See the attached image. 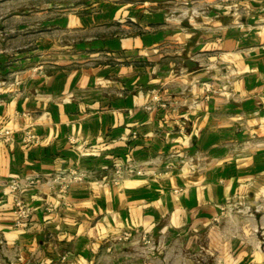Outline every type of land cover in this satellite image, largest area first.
Masks as SVG:
<instances>
[{
  "label": "crops",
  "instance_id": "crops-1",
  "mask_svg": "<svg viewBox=\"0 0 264 264\" xmlns=\"http://www.w3.org/2000/svg\"><path fill=\"white\" fill-rule=\"evenodd\" d=\"M34 17L0 66V264H98L125 232L163 257L175 243L200 264H264V0ZM127 164L142 175L109 184ZM72 170L84 180L59 190Z\"/></svg>",
  "mask_w": 264,
  "mask_h": 264
},
{
  "label": "rangeland",
  "instance_id": "rangeland-1",
  "mask_svg": "<svg viewBox=\"0 0 264 264\" xmlns=\"http://www.w3.org/2000/svg\"><path fill=\"white\" fill-rule=\"evenodd\" d=\"M104 1L108 0H0V66H6V63H11L9 59L14 53L16 46L28 43L26 38L16 39L15 35L19 26L31 25L35 18L34 15L37 12V8L40 5L49 2L54 6L56 13L59 14L70 9L79 10ZM115 1L143 3L149 11L163 10L167 12L168 15H175L179 13L181 8H188L191 6V3L196 0ZM20 11H25L26 13L21 14L19 13ZM27 32L29 33L28 35H30L32 30H28ZM30 38L31 37H29V39ZM114 241L116 243L125 244V246L121 247L119 250H115L114 253L110 248L105 253L104 258L100 259L98 264H183V260L187 262L189 260V264H200L198 261L199 254L190 251L188 248L184 249L182 244L180 250L176 249L177 246L175 243L168 246L165 250L167 256L163 257V253L159 252L160 249L156 239L148 235L144 236L143 234H139V237H134L133 234L125 232L118 238H115ZM131 241H135L136 243L131 246L127 245ZM179 241L182 242L181 240ZM112 256L114 257V263L112 262ZM116 256H119V259H117ZM147 256L150 258L149 260L146 258ZM162 258L164 259L161 260ZM195 261H197V263Z\"/></svg>",
  "mask_w": 264,
  "mask_h": 264
},
{
  "label": "built area",
  "instance_id": "built-area-1",
  "mask_svg": "<svg viewBox=\"0 0 264 264\" xmlns=\"http://www.w3.org/2000/svg\"><path fill=\"white\" fill-rule=\"evenodd\" d=\"M157 101H158L157 95L152 94L150 97V103H149V105L146 106V109H149L151 107V105ZM9 135H10L9 130L2 129L0 127V140L1 141H3V142L8 141ZM32 141H33L32 136L26 135L23 138V144H28ZM141 175H142V170L139 167H136V166L131 165V164H127L125 166L116 165L112 171V175H111L108 183L113 185V186H116L124 178L130 177V176H141ZM84 178H85V174H83V172H77V171L72 170V171L67 172V174H65L64 176H61L57 179L54 178L52 181L58 182L59 190L64 191L70 184L81 182L84 180ZM27 184L32 185V182L29 181ZM7 186H8V189L10 190L11 193H16L20 188L19 182L14 181V180L9 181ZM14 206H15V212L14 213H15L17 219L19 220L18 223H19V225H23L22 220L27 218V213L23 209L21 204H19L17 201H15ZM232 208L235 209L234 211H236V212H240V211H244V210L246 212L250 211L247 206L233 205L231 207V209Z\"/></svg>",
  "mask_w": 264,
  "mask_h": 264
}]
</instances>
